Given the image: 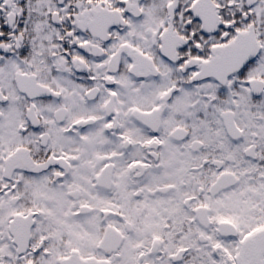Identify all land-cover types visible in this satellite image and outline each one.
Returning a JSON list of instances; mask_svg holds the SVG:
<instances>
[{"label": "snow or ice", "instance_id": "snow-or-ice-1", "mask_svg": "<svg viewBox=\"0 0 264 264\" xmlns=\"http://www.w3.org/2000/svg\"><path fill=\"white\" fill-rule=\"evenodd\" d=\"M0 264H264V0H0Z\"/></svg>", "mask_w": 264, "mask_h": 264}]
</instances>
